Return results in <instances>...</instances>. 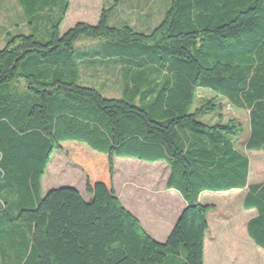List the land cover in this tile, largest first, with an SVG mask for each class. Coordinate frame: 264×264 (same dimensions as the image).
Wrapping results in <instances>:
<instances>
[{
	"label": "trees",
	"instance_id": "1",
	"mask_svg": "<svg viewBox=\"0 0 264 264\" xmlns=\"http://www.w3.org/2000/svg\"><path fill=\"white\" fill-rule=\"evenodd\" d=\"M22 2L31 32L0 48V264H204L216 207L199 197L235 189H247L258 212L247 229L264 248V182H249L236 146L244 124L203 120L224 101L247 110L245 147L264 150V0H171L149 33L111 25L116 5L63 33L68 0ZM83 38L103 42L90 58L120 66L121 96L81 84ZM200 89L214 96L196 105ZM57 150L85 173L89 199L72 186L43 195ZM116 157L168 165L166 187L187 205L165 242L122 203Z\"/></svg>",
	"mask_w": 264,
	"mask_h": 264
},
{
	"label": "rangeland",
	"instance_id": "2",
	"mask_svg": "<svg viewBox=\"0 0 264 264\" xmlns=\"http://www.w3.org/2000/svg\"><path fill=\"white\" fill-rule=\"evenodd\" d=\"M170 0H115L116 13L113 17V21L118 24V26L125 25L127 23L134 24L139 27V24L144 22V12L154 11L157 9V4L168 6ZM77 2L76 7H73L71 13L67 16L61 26V32H66L72 26L75 25L77 20H84L85 18L78 19L80 16L79 10L82 9ZM153 4V6H150ZM91 9L93 7L92 1L89 2L87 8ZM170 7V6H168ZM163 8V7H162ZM89 9L83 10L88 16ZM166 12V11H165ZM12 14V10H7L6 14ZM166 14V13H165ZM66 17V16H65ZM91 19V17H89ZM7 22L3 23L10 28L14 27L13 23H10V18H7ZM3 19H1V22ZM146 21V20H145ZM97 23V21H95ZM93 21L92 24H95ZM112 22L110 21V24ZM91 24V23H90ZM129 24V25H130ZM112 25V24H111ZM24 26V25H23ZM1 28V24H0ZM19 28L20 33H26L27 28L16 26ZM136 29V27H134ZM15 32L17 30H14ZM3 34L0 33V48L6 45L3 43L1 38ZM40 37L41 40H46ZM4 44V45H2ZM99 40H92L83 38L76 43V48L78 50H85L91 47L99 48ZM98 59V58H96ZM87 63H85L86 65ZM110 65H100L96 70L88 69L81 66V84H93L99 87H110L108 89H99L107 97H119L121 96L118 86L121 85L120 78V68L116 63H109ZM106 67V68H105ZM214 94L205 89H200L197 93L196 105L202 104L208 98L213 97ZM239 119L245 127V135L238 141H236V146L239 150L247 154L250 159V171H249V182L254 183L257 181H264V150H252L248 151L245 147L248 126H249V111L237 109L227 101H224V109L221 114L211 115L205 117L203 120L207 123H215L220 118L223 120H229L230 118ZM121 162H126L123 165ZM115 166L118 168V185L119 190L122 188L129 187L130 189H138V191H143L146 189L148 195L153 194L157 189H162L165 180L168 176L169 167L165 162H146L135 158H123L116 157ZM63 186H75L80 189L84 197L89 199V193L86 190V177L83 170L69 159L63 152L57 150L53 153L52 161L48 166L45 177H43V194H46L49 190L53 188H59ZM247 189L243 190H230V191H220V192H205L203 196L204 201L215 202V210H218V215L225 217L224 223L228 226V229L232 226L234 228L241 229L242 224L233 219L238 217L241 220L247 221L250 216V211L243 207V195ZM174 191V190H173ZM170 192V190H166ZM230 194L231 197H226L223 195ZM246 226V225H244ZM246 227L244 228V230ZM246 231V230H245ZM169 263V262H168Z\"/></svg>",
	"mask_w": 264,
	"mask_h": 264
},
{
	"label": "crops",
	"instance_id": "3",
	"mask_svg": "<svg viewBox=\"0 0 264 264\" xmlns=\"http://www.w3.org/2000/svg\"><path fill=\"white\" fill-rule=\"evenodd\" d=\"M92 1L93 7L89 9L87 8L89 2ZM77 2L82 9L79 10L80 16L78 19L85 18L84 20H77L78 22H86L93 23V21H99L101 11L104 8L111 7L113 5H117L115 0H68V11L66 13V17L71 13L73 7H76ZM171 0L168 4L170 6ZM150 6H153L151 4ZM165 5L157 4V9L154 11L144 12L145 15L144 22L139 24L137 27L134 24L127 23V25H131L136 27L138 31L149 33L154 28H156L163 20L165 16V11L169 7ZM117 7V6H116ZM163 7V8H162ZM89 9V15L85 12ZM7 10H12L13 13L8 15L6 14ZM85 10V11H83ZM47 11V12H46ZM44 12L45 15H49L53 18L57 17L60 13V6L54 5L51 9ZM116 13L112 14L110 17L111 24L113 26H118L113 21V17ZM91 17V19L89 18ZM7 18H10V23H13L14 26L27 28L26 34L31 32V27L29 26L30 18L27 15V11L25 5L22 0H0V33L3 34L1 38L2 42L5 43L8 39L9 33L11 35L19 34V28L17 29L3 24L7 22ZM29 18V19H28ZM33 18V17H32ZM1 19L3 21L1 22ZM50 20H46L43 23L48 24ZM75 23V24H76ZM95 22V24H97ZM24 25V26H23ZM14 30H17L16 32ZM99 48H89L85 50H78L85 57L80 62V73L82 72L81 66L85 65L88 69L96 70L100 65H110L109 63L113 61L104 59L101 56H98V59L90 58L89 56L95 52V50H100L103 42L99 40ZM4 45V44H2ZM98 55V54H97ZM106 68V67H105ZM120 68V66H119ZM90 86H94L97 89H108L110 87H99L93 84H86ZM118 89L121 94L122 85L118 86ZM116 162V158H115ZM121 164L125 165L126 162H121ZM116 165V164H115ZM169 175V172H168ZM45 177V176H44ZM168 178V176H167ZM163 185L162 189H157L153 194L147 193L146 189H142L143 191H138V189H130L129 187L122 188L119 190L118 185V168L116 167L115 173V187L116 191L122 201V203L141 221L145 230L151 234L154 238L161 242H165L173 228L175 227L178 218L182 212V210L186 207L187 202L183 198L180 192L175 189H168L166 187V181ZM264 181H257L254 183H262ZM75 187V186H73ZM76 188V187H75ZM78 189V188H76ZM83 195L82 191L78 189ZM166 190H170V192H166ZM174 190V191H173ZM235 190H243V189H235ZM232 191V190H231ZM204 191L201 193L199 199L204 204H215V202H208L203 200V196L205 194ZM42 193H43V179H42ZM45 195V194H43ZM246 191L243 195V207H244V199H245ZM84 196V195H83ZM226 197H231L230 194L223 195ZM85 199H88L84 197ZM245 208V207H244ZM246 209V208H245ZM250 211V216L247 221L241 220L240 218L234 217L233 219L237 220V222L242 224V228L239 230L234 228L236 226H232L233 229H228V226L225 221L224 216L218 215V210H213L208 215L209 221V230L205 239V259L204 264H264V248L259 246L249 235L247 225L248 222L258 215L256 209H247ZM246 225V226H244ZM246 227V231L244 228Z\"/></svg>",
	"mask_w": 264,
	"mask_h": 264
}]
</instances>
